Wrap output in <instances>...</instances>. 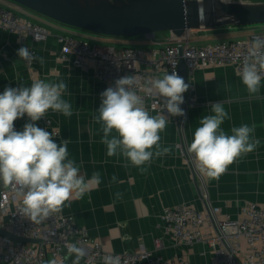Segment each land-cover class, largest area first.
Instances as JSON below:
<instances>
[{
  "label": "crops",
  "instance_id": "0c3cea01",
  "mask_svg": "<svg viewBox=\"0 0 264 264\" xmlns=\"http://www.w3.org/2000/svg\"><path fill=\"white\" fill-rule=\"evenodd\" d=\"M0 4L7 5L18 15H25L24 18L30 19L33 15L13 2L0 0ZM39 19L46 23L35 21L44 24L52 33L38 47L37 56L44 58L43 66L35 61L32 67H28L17 56V35L0 29V93L6 86H30L34 79L64 80L67 84L68 90L63 98L72 104L73 115L66 117L49 110L47 114L60 130V136L53 139L57 144L70 140L69 158L75 159L80 166V174L90 178L93 172H99L101 183L82 199L73 198L70 207H65L62 213L86 228L89 236L98 240L104 251L111 254L151 251L156 238L164 237L165 248L154 252L155 256L172 258L177 254L189 264H218L215 252L206 244L179 245L164 233L161 214L165 208L185 204L204 211L206 207L200 183L178 144H190L195 129L200 126L199 119L211 114L210 103L221 102L228 112L230 119L221 125L228 134L234 126L255 124L254 135L260 141L257 149L229 165L219 180H209L203 175L204 189L209 201L222 209L224 218H240L241 208L249 203L264 208V79L260 93L249 96L235 67L197 70L190 79L196 102L189 107L183 129L168 114L154 112L145 105L150 115L162 114L167 118L166 129L160 133V147L162 150L171 146L172 151L159 157L154 155L150 167L146 165L147 171L141 174L121 155L107 156L106 146L101 143V124L96 123L94 117L98 116L100 93L108 86L96 80L92 69H79L70 60L59 59L61 46L57 36L85 39L81 35L85 33L45 18ZM256 33H264V25L223 27L209 30L201 43L246 39ZM167 35H157L159 42L163 43ZM26 120L25 116L17 122L23 126ZM113 176L116 177L114 181ZM117 193L121 194L120 197L116 196ZM2 220L0 216V227ZM83 249L85 256L80 264H103L89 261L90 246ZM66 256V264H72L75 255Z\"/></svg>",
  "mask_w": 264,
  "mask_h": 264
},
{
  "label": "clouds",
  "instance_id": "9594fccd",
  "mask_svg": "<svg viewBox=\"0 0 264 264\" xmlns=\"http://www.w3.org/2000/svg\"><path fill=\"white\" fill-rule=\"evenodd\" d=\"M219 2L227 5L233 0ZM240 4L247 6L250 0H240ZM209 10L203 5L198 8L196 19L200 24L204 25ZM184 24L188 25L187 14ZM17 56L29 63L38 61L41 66L45 63L43 57L35 56L26 46L17 50ZM173 69L170 74L164 71L161 77L153 78L145 90L163 98V108L168 114L183 117L186 113L181 105L190 84L175 71V65ZM262 72L264 39L255 36L237 72L249 96L260 93ZM137 83L136 76L126 75L101 92V104L94 120L101 124V143L106 146V155H121L143 174L154 155L169 154L172 147L161 150L160 133L165 131L168 120L162 114H149L144 101L132 90ZM67 90L64 80L34 79L30 86H6L0 93V186L13 190L21 198L20 214L35 224L61 213L65 207H70L73 198L82 199L101 183L99 172H93L90 178L80 174V166L69 158L70 140L57 144L53 133L35 123L49 110L66 117L73 115L72 104L63 98ZM210 108L211 114L199 119L200 126L195 129L187 152L194 156L196 168L202 175L209 180H219L229 165L254 152L260 141L254 135L255 124L234 126L231 134L226 133L221 125L230 117L223 104L210 103ZM25 116L29 122L22 130H16L14 122ZM115 179L113 176L112 180ZM67 253L75 255L72 264H80L85 256L84 249L75 243L67 247ZM104 264H121V257L108 255Z\"/></svg>",
  "mask_w": 264,
  "mask_h": 264
},
{
  "label": "built area",
  "instance_id": "2783aa9c",
  "mask_svg": "<svg viewBox=\"0 0 264 264\" xmlns=\"http://www.w3.org/2000/svg\"><path fill=\"white\" fill-rule=\"evenodd\" d=\"M0 29L16 34L18 49L26 46L35 56L39 45L52 35L42 24L21 17L1 4ZM207 32L209 30L187 29L181 36L168 32L163 43L159 42L158 34L155 37L140 36L145 43L121 47L101 46L87 39L60 34L57 36L61 46L59 59L70 60L79 69H92L96 80L108 87L114 86L120 77L136 76L138 83L132 90L150 110L168 114L163 108V98L145 90L153 78L161 77L164 71L170 74L174 70L173 65L180 75L181 61L188 69L189 79L197 70L211 67L233 66L238 72L253 38L260 36L264 39V33H256L246 39L201 43L206 39ZM34 62L24 61L28 67H32ZM261 75L264 76V72ZM184 101L181 107L185 110V116L168 114L180 129L186 123L189 107L196 102L190 88L184 93ZM28 122L27 118L25 123ZM14 123L16 130L23 129L17 120ZM35 123L53 133V137L60 136L58 126L48 114ZM187 147V143L178 144L195 179L200 183L206 207L204 211L185 204L165 208L161 214L165 235L179 245L206 244L215 252L218 264H264V208L249 203L241 208L240 218H224L222 209L209 201L203 175L197 170L194 156L187 152ZM20 207L21 198L13 190L0 186V216L3 219L0 227V264H49L52 260L56 264H66L64 257L68 254L67 247L73 243L81 248L90 246V262L104 264L108 255H118L121 264H189L182 255L174 254L172 258L155 256L154 252L165 248L164 237L156 238L151 251L111 254L104 251L102 244L92 239L86 228L78 226L72 217L61 212L35 224L20 214Z\"/></svg>",
  "mask_w": 264,
  "mask_h": 264
},
{
  "label": "water",
  "instance_id": "95a60500",
  "mask_svg": "<svg viewBox=\"0 0 264 264\" xmlns=\"http://www.w3.org/2000/svg\"><path fill=\"white\" fill-rule=\"evenodd\" d=\"M45 19L95 35L113 38L155 37L160 32L181 36L187 29L215 30L223 27L264 24V2L219 0H8ZM210 9L200 24L198 8ZM187 14L188 25L184 19ZM180 76L190 82L183 61Z\"/></svg>",
  "mask_w": 264,
  "mask_h": 264
},
{
  "label": "rangeland",
  "instance_id": "374dc122",
  "mask_svg": "<svg viewBox=\"0 0 264 264\" xmlns=\"http://www.w3.org/2000/svg\"><path fill=\"white\" fill-rule=\"evenodd\" d=\"M233 1H240V0H233ZM250 2H264V0H250ZM3 6L6 7L7 5H3ZM32 14L33 15L30 16L31 18L30 19L27 18V19H29V20H31L33 22H36V23H40L38 21H42V22L46 23V21H44L42 19H39L40 17L44 19V17H42V16H40L38 14H35V13H32ZM19 16L23 17L25 15H19ZM35 20H38V21H35ZM40 24H42V23H40ZM42 25L45 26L44 24H42ZM262 25H264V24H262ZM257 26H259V25H257ZM70 29L71 30H75L73 28H70ZM81 32H83V31H81ZM84 33L85 34H81L82 37H84L85 39H87L91 43H94V44H97V45H101V46H103V45H112V46H115V47H121V46H124V45L139 46L140 44H137V43H144V40L141 37H137V38H113V37L95 35V34H92V33H89V32H84ZM167 33L168 32H160V33H158V35L159 36L163 35V34L167 35Z\"/></svg>",
  "mask_w": 264,
  "mask_h": 264
}]
</instances>
